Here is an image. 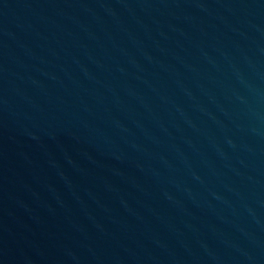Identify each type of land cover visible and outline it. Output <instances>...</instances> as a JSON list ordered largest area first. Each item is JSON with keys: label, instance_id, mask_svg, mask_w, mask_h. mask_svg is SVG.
I'll return each mask as SVG.
<instances>
[{"label": "water", "instance_id": "1", "mask_svg": "<svg viewBox=\"0 0 264 264\" xmlns=\"http://www.w3.org/2000/svg\"><path fill=\"white\" fill-rule=\"evenodd\" d=\"M0 264H264V0H0Z\"/></svg>", "mask_w": 264, "mask_h": 264}]
</instances>
